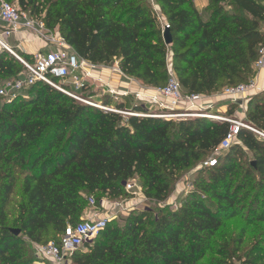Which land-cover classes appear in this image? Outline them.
Here are the masks:
<instances>
[{
  "label": "trees",
  "instance_id": "1",
  "mask_svg": "<svg viewBox=\"0 0 264 264\" xmlns=\"http://www.w3.org/2000/svg\"><path fill=\"white\" fill-rule=\"evenodd\" d=\"M5 1L56 30L79 58L97 66L116 61L124 77L155 90L167 84L170 55L184 96L248 83L264 44V0H208L206 15L194 0H153L169 25L170 45L150 0ZM22 58L33 62V56ZM22 74L17 60L0 53V82ZM114 107L147 115L141 106ZM236 109L225 115L232 118ZM245 119L264 135V94L247 101ZM229 129L208 118H125L40 83L0 102V264H34L32 245L59 246L66 228L84 221L89 208L101 211L103 200L131 197L127 184L137 183L151 203L165 202L179 174L214 154ZM237 139L215 167L204 168L206 178L175 210L133 211L122 228L108 222L70 255L71 264H264V232L247 239L249 228L264 225V212L255 210L264 207V140L247 130ZM244 150L255 156L259 183L242 205L248 198L239 192L248 184L234 187L233 159ZM234 219L243 226L224 233Z\"/></svg>",
  "mask_w": 264,
  "mask_h": 264
},
{
  "label": "built area",
  "instance_id": "2",
  "mask_svg": "<svg viewBox=\"0 0 264 264\" xmlns=\"http://www.w3.org/2000/svg\"><path fill=\"white\" fill-rule=\"evenodd\" d=\"M162 31L169 29V25L164 22L161 24ZM28 32L51 47L45 53L34 55L33 62L30 63L16 55V52L9 43V40L16 34ZM5 52L13 56L24 68V74L14 81L6 82L0 89V97L11 101L27 88L40 83L46 85L64 96L82 103L84 105L103 110L105 112L123 115L124 112L117 110L115 107L96 104L90 99H85L82 94L89 87L90 81L99 82L106 87L108 95H116L109 86L94 76V73L101 70L100 66L90 64L79 58L72 49L65 43L58 34L51 33L47 30L44 22L40 19L31 18L27 13L13 7L5 0H0V53ZM254 69L261 70L264 68V44L258 52V59L254 63ZM254 82L239 85L234 88H227L224 94L228 96L232 104H236L240 99H246L249 94L255 90ZM169 100L171 102H186L193 105L197 99L196 96H183L180 84L172 71L168 70V81L164 88L155 90V96L151 97V102L158 106L159 109H168L167 106L160 104L158 98ZM242 107V106H240ZM132 117H152L144 114H129ZM163 118V116H155ZM213 120L227 122L230 129L220 146L214 151V156L225 154L234 144L238 142L237 136L241 130H247L258 134L264 138V135L254 130L245 121H236L229 118L212 116ZM217 164V159H209L204 163V167L213 168ZM126 192L133 195H141V188L136 183H130L125 186ZM106 201L100 202L103 209ZM118 209L121 207L115 204ZM109 220L108 218L87 219L77 224L75 227H67L61 237L59 246L49 243L45 246H37L41 255L49 260L52 264H67L64 262L65 256H70L75 251L81 249L84 244L91 242L100 232H102Z\"/></svg>",
  "mask_w": 264,
  "mask_h": 264
},
{
  "label": "rangeland",
  "instance_id": "3",
  "mask_svg": "<svg viewBox=\"0 0 264 264\" xmlns=\"http://www.w3.org/2000/svg\"><path fill=\"white\" fill-rule=\"evenodd\" d=\"M150 2L152 4L153 9L156 11V13L159 16L161 24H163L165 20L160 14L158 6L153 2V0H150ZM10 4L13 7H16V4L14 2ZM194 5L198 8L200 13H203V15L207 14L208 0H194ZM51 33H55L59 35V33L56 30L51 31ZM16 55L22 58V53L16 52ZM8 56L14 58L13 56L9 54ZM117 66H118V63L116 61H113L108 67H110L112 70L116 68ZM257 71L259 70L255 69V76L249 80V82H254L255 86H256V72ZM116 72L117 71L114 69L115 74ZM96 78L101 80L100 77H96ZM119 80L124 83L125 82L133 83L139 86L140 88L137 89L138 90L137 94H140V96L134 93L130 94L128 92H125V89H119L115 91V89L111 88L107 84L109 86V89L114 91L116 94V95L111 96L106 93L108 89L102 86L101 83L92 82V81H90L89 87L87 88V90L83 92L82 96L85 99H90L92 102L98 105L103 104L102 102H106L109 107H114L116 104L123 103L126 108L131 110L132 108L136 106H141L145 108L147 115L152 116V118H156L155 116H163L164 119L172 120L174 122H178L181 120H194L197 118H208L206 116H216V117L220 116V117L228 118L225 115L227 109L226 111H223L222 113L223 115L215 113L216 110L214 109H210L209 111H203V110L198 111L196 109L198 107H196L194 104L189 105L186 102H175L174 103L169 100L163 99L162 97L158 98V102L160 104L167 106L168 109L166 110L159 109L157 105L151 102V97H148L149 90H154L155 92V89L146 87L140 82L133 80V79H128L126 77H121V79ZM3 85H4V82L1 81L0 89L2 88ZM261 94H264V92ZM251 97L253 96H250L244 99V102L247 103V101ZM4 101H5V98L0 97V102L2 103ZM123 112L124 114L122 116L125 118L128 117L129 114H133L132 111H123ZM208 119H211V118H208ZM229 119L236 120V121H245V118L239 115L236 111L233 117ZM241 119H244V120H241ZM254 135L257 136L259 139L264 140V138L261 137L260 135L255 134V133ZM224 155L225 154L215 157L213 154H211L208 157L201 159V161H199L191 169L181 172L177 178L176 183L173 186V190L170 193L168 199L163 203H159V204L151 203L148 200H146V198L142 195V192H141V196L139 194L137 196L132 195L131 197H124L119 200L106 199L105 200L106 208L104 210L95 211L94 209L89 208L82 219L87 220V217L94 218V216H97V217L102 216L101 218H108L109 222L110 221L114 222L118 227L122 228L124 225V220L133 211L149 210V211H152L153 214H157V212L161 209L175 210L179 206L180 204L179 202L183 198H185V196H187L190 192H192V190L194 189V183L199 181L202 177L206 178V173L204 171V168L206 167H204V163L207 160L214 159V158H216L217 161H220L219 159L221 158V156H224ZM233 160L236 163V167H237L236 177L234 179L233 185L235 187V185L237 186L246 185L247 186L248 184V187H246L241 192H239L240 193L239 196L241 200H243L244 198H248L245 201L241 202V204L242 205L247 204V202L251 200V197L253 196V193H251V189H252L251 186H253V184L257 186V184L259 183V177L256 173L255 156L252 153H248L245 151V153L238 155V157L234 158ZM19 197H20V191H19V186H18L13 196L11 207L9 209L10 213L14 211L15 206L18 204ZM259 200L263 202L264 197L261 196ZM115 204H119L121 205V207L118 209L117 207H115ZM255 210L256 212H261V211L264 212V207L257 206ZM242 226H243V223L240 220L234 219L227 223L224 229V233H227V234L237 233ZM263 232H264V225L257 224L256 226L248 229L247 239L251 240V238H254V237L259 238V236H261ZM30 250H31L30 254H32V256L36 258V261L34 262V264H52L49 260L45 259L41 255V253H39L36 245H32L30 247ZM69 258L70 256H65L64 262H66L67 264H71V261L69 260Z\"/></svg>",
  "mask_w": 264,
  "mask_h": 264
},
{
  "label": "crops",
  "instance_id": "4",
  "mask_svg": "<svg viewBox=\"0 0 264 264\" xmlns=\"http://www.w3.org/2000/svg\"><path fill=\"white\" fill-rule=\"evenodd\" d=\"M196 7V6H195ZM198 10V8L196 7ZM199 11V10H198ZM200 12V11H199ZM16 37V38H15ZM15 37L13 36L9 43L12 46V48L16 52H20L25 55L34 56L39 53H45L51 47H47L44 42L33 36L32 34L28 32H22L19 34H16ZM101 70L94 73L95 77H100L103 83L108 84L111 88L116 90L119 89H125V92H128L130 94H137L138 88L136 84L133 83H127V82H121L119 79L121 77H124L122 74H120L118 66L114 68L117 72L114 73V69L111 70L108 66H100ZM168 70L172 71L171 69V57L168 56ZM264 92V68L256 72V89L248 95L255 96L257 94H261ZM140 96V94H137ZM138 96V98H139ZM155 96L154 90H149V96L152 97ZM231 99L224 94V89L221 91H217L212 93L209 96H200L197 97V99L194 101V105L198 108H196L198 111H209L210 109L216 110L215 113L223 115V111H226L228 107L230 106H236V112L241 115L243 118H245V108H246V102H244L243 99L238 100L236 104H232L230 101ZM242 106V107H240ZM145 109L144 107H142ZM244 120V119H241ZM246 121V119H245ZM133 195V194H132ZM141 196V195H140ZM106 207H104L102 210H104ZM101 210V211H102ZM100 211V210H99ZM101 218L102 216H98ZM92 217H87V219H90Z\"/></svg>",
  "mask_w": 264,
  "mask_h": 264
},
{
  "label": "water",
  "instance_id": "5",
  "mask_svg": "<svg viewBox=\"0 0 264 264\" xmlns=\"http://www.w3.org/2000/svg\"><path fill=\"white\" fill-rule=\"evenodd\" d=\"M163 39H164V42H165V44L166 45H170L171 44V38H170V33H169V31L168 30H165L164 32H163ZM14 235H19V231H17V230H12L11 231Z\"/></svg>",
  "mask_w": 264,
  "mask_h": 264
},
{
  "label": "bare ground",
  "instance_id": "6",
  "mask_svg": "<svg viewBox=\"0 0 264 264\" xmlns=\"http://www.w3.org/2000/svg\"><path fill=\"white\" fill-rule=\"evenodd\" d=\"M206 117H208V118H213L212 116H206Z\"/></svg>",
  "mask_w": 264,
  "mask_h": 264
}]
</instances>
